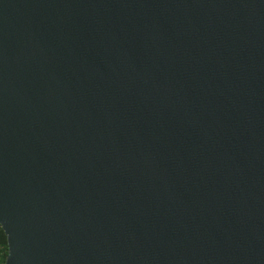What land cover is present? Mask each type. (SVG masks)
<instances>
[{
    "label": "water",
    "instance_id": "obj_1",
    "mask_svg": "<svg viewBox=\"0 0 264 264\" xmlns=\"http://www.w3.org/2000/svg\"><path fill=\"white\" fill-rule=\"evenodd\" d=\"M3 264H264V0H0Z\"/></svg>",
    "mask_w": 264,
    "mask_h": 264
},
{
    "label": "trees",
    "instance_id": "obj_2",
    "mask_svg": "<svg viewBox=\"0 0 264 264\" xmlns=\"http://www.w3.org/2000/svg\"><path fill=\"white\" fill-rule=\"evenodd\" d=\"M5 254H6V241L4 234L0 229V264H3Z\"/></svg>",
    "mask_w": 264,
    "mask_h": 264
}]
</instances>
